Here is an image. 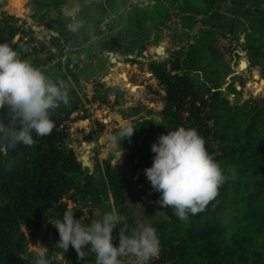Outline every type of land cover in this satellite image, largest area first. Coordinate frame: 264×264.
Returning a JSON list of instances; mask_svg holds the SVG:
<instances>
[{
  "label": "trees",
  "instance_id": "16d2710c",
  "mask_svg": "<svg viewBox=\"0 0 264 264\" xmlns=\"http://www.w3.org/2000/svg\"><path fill=\"white\" fill-rule=\"evenodd\" d=\"M25 1L3 4L0 43H9L21 58L53 81H64L69 103H59L51 110V133L38 136L33 132L31 146L19 143L13 147L10 138L0 134V264H36L43 257L29 249L30 239L46 250L43 259L48 264H85L71 246L67 252L56 246L59 233L51 220L62 219L68 208L76 218L81 217L79 206L90 214L100 205L105 212L114 210L126 217L129 233L141 225L130 203L134 186L122 168L108 164L105 169L98 166L95 172L84 169L71 145L70 128L71 122L88 116L81 91L88 85L92 91L86 97L95 99L100 94L96 88L106 82H100L101 73L108 78L113 74L110 68L97 69L99 54L120 51L129 55L146 48L153 43L162 19H170L172 14L182 30L174 32L173 42H184L186 29L191 32L187 56L192 64L164 87L161 76L172 75L175 64L150 63L153 73L145 83L153 82L156 89L165 90L162 107L151 101L145 90L125 83L127 91L133 93V101L128 103L130 117L111 111L102 121L105 125L130 124L135 131L130 139L114 140L121 127L113 128L111 141L115 146L111 149L122 151L121 159L134 174L135 186L148 189L159 201L161 193L152 189L144 172L153 164L151 147L168 130L195 128L226 179L205 210L189 213L187 220H180L173 208L159 204L165 217L148 224L157 231L160 252L149 264H264V0H202L205 6L198 9L199 14L187 1L176 6L173 0H156L131 8L128 0H33L41 15L50 16L47 26L57 34L52 36L57 53L45 44H33L32 36L25 39L28 31L7 14V9L13 13L12 6ZM68 45L74 47L77 58L84 56L89 61V68L73 66L68 74L62 72ZM240 48L249 62L247 82L229 65ZM172 53L176 57L180 51ZM126 59L131 62L133 58ZM70 61L72 55L68 56ZM246 63L243 60L241 68H246ZM240 90L251 96L241 100ZM118 99L117 93H112L111 102L104 103L109 106ZM83 109V114L74 116V111ZM7 112V107L0 109L6 124L10 122ZM158 114L163 119L153 118ZM105 125L101 130L107 133ZM91 220V215L86 216L85 223ZM122 227L118 223L113 230L117 245ZM59 255L61 261L54 259ZM132 258L125 257V264H135L129 261ZM85 259L95 264L93 253Z\"/></svg>",
  "mask_w": 264,
  "mask_h": 264
},
{
  "label": "clouds",
  "instance_id": "9594fccd",
  "mask_svg": "<svg viewBox=\"0 0 264 264\" xmlns=\"http://www.w3.org/2000/svg\"><path fill=\"white\" fill-rule=\"evenodd\" d=\"M71 27L75 30V25ZM59 103H69L64 81H53L43 70L21 58L9 43H0V109L8 108L10 121L6 124L0 116V134L9 137L13 147L19 143L31 146L33 132L38 136L51 133L54 122L50 112ZM134 131L131 125L122 126L113 139H130ZM151 150L155 156L153 164L144 170L145 175L152 189L161 193L158 203L163 208H173L180 220H187L189 213L204 211L218 196L226 177L195 128L179 126L168 130ZM85 220L86 214L76 218L71 208L62 219L51 220L59 233L56 246L64 252L71 246L85 264L89 252L95 255V264H122L121 257H134L135 264H149L159 255L160 240L150 224L139 225L129 233L126 217L114 210L89 223ZM118 223L123 227L117 245L113 230ZM36 264L47 262L41 258Z\"/></svg>",
  "mask_w": 264,
  "mask_h": 264
},
{
  "label": "rangeland",
  "instance_id": "374dc122",
  "mask_svg": "<svg viewBox=\"0 0 264 264\" xmlns=\"http://www.w3.org/2000/svg\"><path fill=\"white\" fill-rule=\"evenodd\" d=\"M155 1L156 0H130L129 5L131 6V8H134V6L140 4L145 5ZM161 1L165 2L166 0ZM186 1L188 2L189 7H191V9L193 8L198 14L200 11L198 9L205 6V3L202 0H173V2H175L174 5L176 6L184 4L183 2ZM7 2L8 0H0V18L3 12H5V10L3 9V4ZM11 11H13V13L8 11V9L6 10L7 14L16 18L17 25L25 28L28 31L29 36H26L25 39L32 36L35 40L33 44H45L49 47V49L57 53L52 39V36H56L57 34L53 31H50L47 26V22L50 16L41 15L37 10L33 0H26L24 4H18V7L16 4L14 8L12 6ZM72 11H74V9H72ZM180 28L181 25H179L178 18L174 14L171 15L170 19L163 18L162 24L158 26V29L155 30L154 37H152L153 43L147 44L146 48L144 49H137L135 53L132 54L134 58L131 62H127L126 58L128 57V55L120 51L114 52L113 56L107 55L106 51L100 53L98 60L95 62L97 69L100 70L102 68H110L112 69L113 74L110 78H108L107 75L101 73L100 82H106L105 84L100 85V88H96V91L100 92V94L95 99L93 97H91V99H88L86 97V94H90L92 89H90L88 85L85 86L84 90L81 91V95L82 102L86 103L88 116L85 119L79 118L71 122L70 137L73 140L71 145L74 149H76L79 160L82 161L84 169L89 170L90 172H95L98 166H101L102 169H105L108 164L125 169V171L122 169L121 171L129 178L134 186L135 191L134 196L130 200V203L133 207V211H135V216L138 218L141 225L148 224L151 221L161 220L165 217V213L160 207L158 200L154 196V194H152L148 189L138 188L135 186L134 174L126 164H123V161L121 159L122 151L119 149H111L112 145L110 144V138L112 140V129L125 125H105L102 120L107 116V113L111 111H116L119 115L121 114L130 117L131 112H128V105L133 101V93L127 91L125 83L130 84L137 90H145V92L149 94L148 96L151 101L159 102L161 107L163 106V94L165 90L162 92L160 89H156L153 82L145 83V81H147V78L150 77V75L153 73V71L149 69L150 63L153 62L172 61L176 66L172 75H167L165 73L164 76H161V81L164 87L167 85L170 78H172L173 81H176L179 74H181L183 71L189 70L192 63L187 56V51L190 49L191 32L189 31V29H186L188 33L184 42L179 41V39H176V41L173 42V34L174 32L180 30ZM46 29L49 31L47 33H44L46 32ZM20 36L21 34H19L17 38H20ZM177 50H179L180 53L175 57L173 56L172 52ZM34 53L36 54L37 51H35ZM96 53H98V51ZM69 55H72L73 61H70L68 63ZM77 55L78 54L75 53L74 47L72 45H68L64 48V55L62 57L64 66L62 72L64 74H68V68H72L73 66H75L76 68L78 66L79 68H87L88 65H90L89 61L86 60L84 56H80L79 58H77ZM113 58L118 61L117 64H111L109 62ZM243 60L248 62L246 52L240 48L238 57L235 58L233 62H230L229 65L232 67L235 73L240 72V74L245 77V81L247 82V72L249 71V65L246 68H241L240 64L242 65ZM121 70L122 72L118 75V72H120ZM124 70L127 72H125ZM58 73L59 72H56L55 74ZM229 80H231V76L229 77ZM235 85L238 89H240L241 85L239 84V82H235ZM171 86L172 89L175 88L174 82ZM240 91L242 92V95L240 97L241 100H244L251 96V93L248 94L243 90ZM112 93H117L119 99L113 100V103H111L109 106H106L107 104L104 103V101L109 100L111 102ZM83 113L84 109L77 110L74 111V116L79 117V115ZM149 116L150 115L143 118H147ZM153 118L163 119L160 114L153 115ZM103 125H105V131L108 133L110 138L107 133L102 132L101 126ZM82 136L84 137V140H82ZM84 142L88 144L84 146L80 145ZM261 150L264 152V146L261 147ZM71 207H73V204H71ZM78 210L81 211V217L86 214V216L91 215L92 219H98L105 213V209L101 205L96 207L92 214H90L86 207L81 208V206H79L77 211ZM28 247L30 250L37 252L41 257L44 258L46 250L40 247L38 242L30 239ZM61 258V255H59L54 259L61 261ZM120 259L122 260V264L126 263L125 257H121ZM133 259L135 258L129 259V261L135 262L133 261Z\"/></svg>",
  "mask_w": 264,
  "mask_h": 264
},
{
  "label": "water",
  "instance_id": "95a60500",
  "mask_svg": "<svg viewBox=\"0 0 264 264\" xmlns=\"http://www.w3.org/2000/svg\"><path fill=\"white\" fill-rule=\"evenodd\" d=\"M7 6H8V5H6L5 7L7 8ZM73 14H74V13L71 12V15H73ZM29 20H30V18H29ZM193 29L195 30V26H194ZM45 31H46V32H44V33H47L49 30L46 29ZM96 52H97V51H96ZM106 53H107V55H109V56H113V54H114L113 51H107ZM238 53H239V51H238ZM128 57H129V58H134V56H133L132 54H129ZM110 62H112V63H117L118 61H117L116 59L113 58L112 60H110ZM246 64H247V66H248V65H249V62H247ZM240 66H241V64H240ZM247 66H246V67H247ZM232 75H233V74H232ZM83 139H84V137L82 136V140H83ZM110 144L112 145V147L115 146L114 143L111 141V139H110Z\"/></svg>",
  "mask_w": 264,
  "mask_h": 264
},
{
  "label": "flooded vegetation",
  "instance_id": "af4514ba",
  "mask_svg": "<svg viewBox=\"0 0 264 264\" xmlns=\"http://www.w3.org/2000/svg\"><path fill=\"white\" fill-rule=\"evenodd\" d=\"M128 1H130V0H128ZM118 95V94H117ZM119 97V96H118Z\"/></svg>",
  "mask_w": 264,
  "mask_h": 264
}]
</instances>
